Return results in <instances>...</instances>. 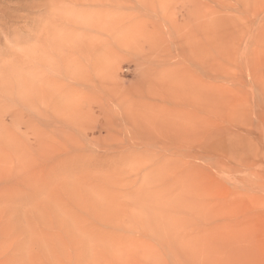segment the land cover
<instances>
[{"label": "rangeland", "instance_id": "1", "mask_svg": "<svg viewBox=\"0 0 264 264\" xmlns=\"http://www.w3.org/2000/svg\"><path fill=\"white\" fill-rule=\"evenodd\" d=\"M0 69V264H264V0H0Z\"/></svg>", "mask_w": 264, "mask_h": 264}, {"label": "bare ground", "instance_id": "2", "mask_svg": "<svg viewBox=\"0 0 264 264\" xmlns=\"http://www.w3.org/2000/svg\"><path fill=\"white\" fill-rule=\"evenodd\" d=\"M97 8V7H96ZM99 11V10H98ZM95 12V11H94ZM108 14L110 13V11L109 12H107ZM99 14V13H98ZM96 14V12L94 13V17H96V20H94V21H92V20H90V22L87 24V26L88 27H90V31L85 35V37L87 38L86 39V44L89 46V49L91 50V51H93V50H95V49H98L97 47H100V45H102L103 43L104 44H107V42H108V40L106 39V38H104V40H103V38L100 36V34L97 32V31H95V29L96 30H99V29H97L98 27L100 28V27H102V25H100L99 23H98V20L100 19V17H99V15H97ZM110 15V14H109ZM106 17V16H105ZM104 17V18H105ZM97 18H99V19H97ZM108 21H111L110 19H108ZM114 22V21H113ZM113 22H111L110 24H105L106 25V27H105V29H104V31L103 32H108L109 30H110V33H112L114 30H115V24L113 23ZM50 24V23H49ZM86 26V27H87ZM48 27V26H47ZM55 27V26H54ZM53 27V28H54ZM92 27L93 28H95V29H92ZM60 28V27H59ZM63 28H66V32H67V30H69V28H67V27H65V26H63ZM61 30V29H60ZM71 31H72V29H71ZM58 32H59V30H58ZM61 32V31H60ZM97 32V33H96ZM56 33V32H55ZM68 33V32H67ZM51 35H53V30H52V28H51V26H50V29H49V27H48V29H44V31H42V32H40L39 34H38V37H39V40H42L41 42H46V39L49 37V36H51ZM55 35V34H54ZM79 36V35H78ZM84 37V38H85ZM105 37V36H104ZM103 40V41H102ZM103 44V45H104ZM89 49H87V50H89ZM89 50V51H90ZM95 53V52H94ZM93 56V55H92ZM97 56V55H96ZM16 57V56H15ZM31 59V58H30ZM16 61H19V59H15ZM22 60V59H21ZM32 60V59H31ZM13 61V60H12ZM11 63V62H10ZM1 70V69H0ZM11 70H12V68H11ZM30 72L31 71H33V70H29ZM8 72H11V71H8ZM15 72V71H14ZM12 73V72H11ZM29 73V72H28ZM25 74H27V72L25 73ZM32 74V73H31ZM6 75H8V73L6 72ZM5 75V76H6ZM40 75H42V74H39V76ZM12 76V75H11ZM13 78H15V76H13ZM9 79V78H8ZM16 81V78L15 79H13V81ZM1 85H2V83H1ZM10 86V85H9ZM14 87V86H13ZM16 87V86H15ZM13 89V88H12ZM11 89V90H12ZM21 91H17V92H15L17 95H16V97H17V99H18V101H21L23 98H25L26 99V104H27V106L26 107H32L33 106V104H34V101H33V96L35 97V95H33V89L32 88H30L29 90L28 89H26L25 87H23V85H21L20 86V88H19ZM22 89L24 90V92H22ZM3 92V91H2ZM14 93V94H15ZM13 99V98H12ZM33 103V104H32ZM36 108V107H35Z\"/></svg>", "mask_w": 264, "mask_h": 264}]
</instances>
